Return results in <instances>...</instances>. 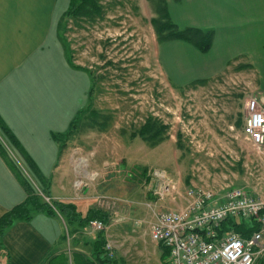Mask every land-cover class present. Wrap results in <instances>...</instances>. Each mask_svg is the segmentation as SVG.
I'll return each mask as SVG.
<instances>
[{
    "label": "rangeland",
    "instance_id": "rangeland-1",
    "mask_svg": "<svg viewBox=\"0 0 264 264\" xmlns=\"http://www.w3.org/2000/svg\"><path fill=\"white\" fill-rule=\"evenodd\" d=\"M100 2V17L69 19L64 33L74 63L83 67L90 82L85 111L60 149L56 175L66 173V191H50L56 181L44 183L33 175L1 133L0 143L22 177L46 201L73 203L82 215L97 206L110 216L115 211L122 219H110L106 238L122 264H169L151 239L149 224L154 211L181 207L186 199L159 200L150 173L164 170L178 181L183 195L190 187L210 188L222 195L238 186L264 199V145L257 151L244 133L247 101L264 94L255 84L250 64L232 65L216 77L191 81L186 73L197 72L204 56H195L174 40L164 42L163 74L150 22L153 4ZM68 6L59 0V18ZM178 66L189 69L182 75ZM239 113L240 127L235 123ZM149 119L164 126L162 137L155 141L138 135ZM69 151L71 161L66 158ZM55 194L61 197L55 199ZM55 217L62 236L51 251L52 264H78L73 256L89 252L86 241L94 239L97 231L88 225H69L59 214Z\"/></svg>",
    "mask_w": 264,
    "mask_h": 264
},
{
    "label": "crops",
    "instance_id": "crops-1",
    "mask_svg": "<svg viewBox=\"0 0 264 264\" xmlns=\"http://www.w3.org/2000/svg\"><path fill=\"white\" fill-rule=\"evenodd\" d=\"M69 2L65 0L66 5ZM58 4L59 0H0V119L30 158L34 172L21 159L32 174L56 181L50 191H66V173L56 175L61 148L52 133L68 129L76 113L86 106L90 90L86 71L67 62L58 40ZM167 6L177 27L213 31L206 53L185 41H173L184 44L195 56H204L193 75L186 73L189 68L178 66L182 75L186 73L191 81L204 80L232 65L250 64L255 84L264 94V0H167ZM155 44L164 74V42ZM258 99L264 107V95ZM72 157L69 151L66 158L71 161ZM25 198L24 188L0 155V216ZM102 207L95 209L110 217ZM57 220L37 212L27 221L14 222L1 237L8 256L0 252V264H39L61 240ZM253 264H264V252Z\"/></svg>",
    "mask_w": 264,
    "mask_h": 264
},
{
    "label": "built area",
    "instance_id": "built-area-1",
    "mask_svg": "<svg viewBox=\"0 0 264 264\" xmlns=\"http://www.w3.org/2000/svg\"><path fill=\"white\" fill-rule=\"evenodd\" d=\"M246 109L245 138L260 151L264 145V107L255 96L247 101ZM149 178L159 200L186 199L181 207L154 211L149 224L151 239L167 250L169 264H253L264 252L263 198L238 186L227 188L222 195L210 188L190 187L183 195L178 181L164 170L153 169ZM109 218L122 219L117 214ZM231 218L252 219L257 228L247 237L233 229H222V223ZM88 227L99 231L107 225L92 219ZM106 249L113 253L108 242Z\"/></svg>",
    "mask_w": 264,
    "mask_h": 264
},
{
    "label": "trees",
    "instance_id": "trees-1",
    "mask_svg": "<svg viewBox=\"0 0 264 264\" xmlns=\"http://www.w3.org/2000/svg\"><path fill=\"white\" fill-rule=\"evenodd\" d=\"M101 0H70L68 8L64 11L57 23V35L62 48L64 50L67 62L77 69H83L81 65L74 63L70 55V45L67 37L64 35L67 27V22L69 19H79L80 16H84L89 20H94L103 14V6L100 2ZM154 7L155 15L150 19L151 24L154 27L156 40L158 42H166L170 40H182L191 45H193L197 50L202 53L208 52L213 40V31L204 30L196 27H185L179 28L173 22L169 15L167 0H149ZM200 81V80H197ZM84 108L80 109L72 121L68 129L63 133H52V137L60 143V148L69 139L70 135L73 133L74 127L77 123L79 116L83 113ZM236 125L240 127L242 125V117L239 113L235 121ZM164 130L163 125H157L153 120H148L143 127L138 130V135H140L144 140L155 141L161 138L162 131ZM0 133L4 137L8 146L13 147L20 157L26 162L27 166L34 172L33 165L30 158L25 153V151L20 147L16 141L13 134L8 130L0 119ZM0 155L10 168V170L17 177L18 181L24 188L26 192V198L11 207L4 214L0 216V252H4L8 256L7 251L3 248L1 237L6 232V230L17 221H27L35 213L43 212L52 216L60 215L64 217L66 223L69 225L76 224L78 228L88 225L89 221L92 219H100L106 225L109 224V216L102 210L88 209L85 215H82L77 209V206L70 202L55 201L56 203L48 202L43 197L38 195L34 189L30 186L28 181L22 177L19 171L16 169L15 165L8 158L7 153L0 143ZM38 179L42 182H47L48 179L36 175ZM58 213V214H57ZM257 224L254 220H240V219H226L222 223V229H233L239 232L242 236H249L255 229ZM89 245V252L77 253L73 256L74 261L78 264H122L124 261L121 257H117L113 252L111 255L106 249L107 238L104 229L97 231V235L94 239L86 241ZM159 247L163 251V257L168 261L167 250L159 244ZM50 250L45 257L40 261L39 264H52ZM89 253V254H88ZM86 254L91 257H87Z\"/></svg>",
    "mask_w": 264,
    "mask_h": 264
}]
</instances>
